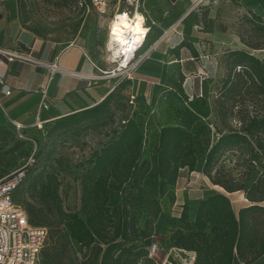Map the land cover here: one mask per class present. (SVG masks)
<instances>
[{"label":"rangeland","instance_id":"obj_1","mask_svg":"<svg viewBox=\"0 0 264 264\" xmlns=\"http://www.w3.org/2000/svg\"><path fill=\"white\" fill-rule=\"evenodd\" d=\"M125 1L120 0L122 4ZM16 2L21 24L40 40L58 48L76 40L102 70L110 69L104 61L108 13L98 17L96 13L85 12L77 0ZM178 27L176 30L182 31V41L204 56L203 63H199V72L193 73L191 67L184 66L187 77L183 79L180 69L174 66L172 86L166 82L155 83L158 81L154 79L137 81L134 74L115 89L109 107L111 116H105L96 124L86 121L77 129L58 130L50 136L33 134L44 141L42 152L28 166L26 178L14 194V200L26 211L29 208L36 210L42 226L47 229L41 264H89L90 261L84 258L86 250L63 236V225L58 224L59 210L79 211L80 177L95 152L109 141L112 130L118 129L125 118H133L141 124L148 150L163 126L177 124L176 109L189 108L202 119L223 129L239 127V118L243 116L264 112V100L249 98L246 94L224 95L222 88L230 72L231 51L246 50L264 58V0H199ZM96 74L101 73L98 71ZM44 130L42 125L40 133ZM211 130L214 132V127ZM212 137L211 134L210 139ZM34 148L33 141L21 145H16L11 138L0 141V176L21 168ZM224 162L226 168L233 164L227 160ZM214 193L226 194L236 214L248 204L245 191L227 193L221 186L211 183L201 171L200 164L192 171L180 169L176 182L168 186L160 199L158 217L149 226L152 244L158 248L151 256L155 263L164 264L172 260L179 264L178 260L189 259L190 250L176 246L173 239L176 230L195 231L181 222L182 209L186 207L191 227L200 200ZM145 219L143 215L141 228Z\"/></svg>","mask_w":264,"mask_h":264},{"label":"trees","instance_id":"obj_2","mask_svg":"<svg viewBox=\"0 0 264 264\" xmlns=\"http://www.w3.org/2000/svg\"><path fill=\"white\" fill-rule=\"evenodd\" d=\"M178 46L198 56L191 45L181 41ZM229 56L224 95L246 94L264 100V58L246 50H233ZM117 86L98 104L53 120L44 135L77 129L86 121L96 124L110 115ZM174 114L177 124L163 126L148 150L142 126L133 118H125L118 129L112 130L109 141L95 152L80 177L79 211L59 210L63 236L86 250L84 258L89 264H157L149 255V226L161 211L160 199L176 182L180 169L192 171L200 164L212 184L227 193L245 191L248 204L236 214L226 194L208 195L198 203L191 227L184 206L180 220L195 231L176 230L175 245L195 252L193 264H264V112L243 116L239 127L228 129L186 107L174 110ZM8 138L16 145L32 141L0 126V141ZM33 139L35 162L44 141ZM224 160L232 166L226 168ZM27 170L28 166L24 179ZM27 214L31 224L42 226L36 210L29 208ZM143 215L146 219L141 228Z\"/></svg>","mask_w":264,"mask_h":264},{"label":"crops","instance_id":"obj_3","mask_svg":"<svg viewBox=\"0 0 264 264\" xmlns=\"http://www.w3.org/2000/svg\"><path fill=\"white\" fill-rule=\"evenodd\" d=\"M198 1L142 0L140 11L150 26L146 46L156 42L164 30L174 24L179 26ZM182 39L181 30L170 33L137 67L135 79H154L158 81L155 83L172 86L174 66L180 69L183 79L187 77L184 66L191 67L193 73L199 72L204 56L197 50L198 56H194L187 47H179ZM0 46L30 51L40 61L56 63L60 68L51 73L45 65L0 59V76L10 90L5 94L0 84V126L14 130L13 121H17L24 125L23 131L30 138H34L35 132L44 135L41 128L33 125L37 115L46 127L60 116L98 104L114 86V80L92 78L98 72L95 65L99 64L76 40L58 48L23 27L16 0H0ZM43 88L47 91L48 108L39 111Z\"/></svg>","mask_w":264,"mask_h":264},{"label":"built area","instance_id":"obj_4","mask_svg":"<svg viewBox=\"0 0 264 264\" xmlns=\"http://www.w3.org/2000/svg\"><path fill=\"white\" fill-rule=\"evenodd\" d=\"M79 6L88 13H96L98 17H103L108 13L109 22L107 26L108 35L114 33L111 29V22L120 17L128 21L136 19V14L142 16L143 31L137 33L138 38H128L125 44L118 45L109 42L106 45L105 63L110 65V69L102 70L99 66L95 68L100 71V75H93V79H111L114 80L113 90L120 82L132 78L137 67L149 57L151 51L157 47L170 33L176 32L178 24H174L167 30H164L158 40L151 46H146L150 26L147 25L144 15L141 13L142 0H126L124 4L120 0H77ZM114 48L116 49L115 51ZM0 59L7 61H19L34 65H45L51 73L60 70L56 63H45L37 59L32 52L11 49L0 46ZM0 84L5 94L10 90L0 76ZM47 91L43 88L41 91L40 110L48 108ZM43 120L37 115L34 126L41 128ZM14 130L19 138H27L35 142L33 138L28 137L23 131L24 125L13 121ZM34 153V152H33ZM31 154L27 162L14 172L0 177V264H41L40 254L44 240L47 235V229L44 226L34 225L29 222L26 209L14 200L13 194L19 184L22 182L26 172V166L34 162V154ZM157 245L152 244L149 248V255H155ZM188 260H178L179 264H193L195 252L190 251ZM164 264H176L172 260H167Z\"/></svg>","mask_w":264,"mask_h":264},{"label":"bare ground","instance_id":"obj_5","mask_svg":"<svg viewBox=\"0 0 264 264\" xmlns=\"http://www.w3.org/2000/svg\"><path fill=\"white\" fill-rule=\"evenodd\" d=\"M110 26L114 33L108 35L107 31L105 39L106 45L109 42L111 43L110 45H112L114 42H117L118 45H122L125 44V42L130 37L133 39L138 38V40H140L139 35L136 34L142 32L144 29L142 26V16L139 13L136 14V19L131 22L124 19L123 17H120L118 20L116 19L112 21ZM115 50L116 49L114 48L113 51Z\"/></svg>","mask_w":264,"mask_h":264}]
</instances>
